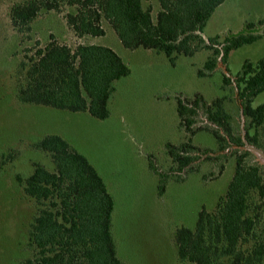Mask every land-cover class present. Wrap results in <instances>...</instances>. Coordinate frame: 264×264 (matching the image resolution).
Returning <instances> with one entry per match:
<instances>
[{"label":"trees","instance_id":"obj_1","mask_svg":"<svg viewBox=\"0 0 264 264\" xmlns=\"http://www.w3.org/2000/svg\"><path fill=\"white\" fill-rule=\"evenodd\" d=\"M224 1L156 0L153 14L144 0H25L11 7L9 19L18 35H27L41 13L68 8L65 23L78 40L103 37L107 23L125 49L162 53L172 65L180 55L210 51L197 71L205 78L218 67L227 72L229 54L258 39L243 34L222 41L202 37ZM19 42L21 47L24 40ZM33 51L31 56L23 52L14 73L20 104L108 118L115 82L130 73L113 50L81 42L70 47L50 35L46 45L36 42ZM223 83L234 89L241 129L234 130L220 99L207 102L200 94L177 98L179 127L188 137L178 145L166 144L171 161L167 171L148 159L150 172L159 179V196L169 178L182 182L208 162L220 164V175L228 160H234L227 190L213 210L202 209L193 229L175 231L178 264H264V165L244 148L247 143L264 153V105L252 106L264 92V56L256 63L244 62L233 79L224 73ZM200 132L213 137L215 150L192 143L191 137ZM33 148L49 157L50 169L35 163L29 176L18 178L36 206L27 233L32 256L22 264H127L119 258L112 235L114 200L97 170L60 136H44Z\"/></svg>","mask_w":264,"mask_h":264},{"label":"rangeland","instance_id":"obj_2","mask_svg":"<svg viewBox=\"0 0 264 264\" xmlns=\"http://www.w3.org/2000/svg\"><path fill=\"white\" fill-rule=\"evenodd\" d=\"M23 1L0 0V264H22L32 256L27 233L36 206L25 196L18 178L29 176L35 163L50 169L49 157L33 148L47 135L63 138L104 180L114 200L112 235L122 261L178 264L175 231L180 227L193 229L202 209L213 210L227 190L234 160L229 158L220 175V164L208 162L182 182L169 178L159 196V179L150 172L148 159L159 171H167L171 161L166 144L178 145L188 137L179 127L177 98L200 94L207 102L220 99L234 130L241 129L234 89L224 85L223 74L233 79L244 62L256 63L264 56V0H225L215 9L202 32L205 40L218 36L222 41L239 34L258 39L229 54L227 72L224 66L218 67L205 78L198 77L197 71L211 56L210 51L193 57L180 55L172 65L162 53L125 49L107 23L103 37L78 40L65 23L68 8L41 13L27 35H18L9 13L13 5ZM144 5L152 6L153 14L158 9L156 0H144ZM50 35L70 47L79 42L108 47L129 68V75L115 82L107 119L16 100L14 73L23 52L28 50L31 56L35 43L43 47ZM20 38L24 40L21 47ZM259 105H264V92L252 103L253 107ZM191 140L201 148L217 147L205 132Z\"/></svg>","mask_w":264,"mask_h":264},{"label":"water","instance_id":"obj_3","mask_svg":"<svg viewBox=\"0 0 264 264\" xmlns=\"http://www.w3.org/2000/svg\"><path fill=\"white\" fill-rule=\"evenodd\" d=\"M244 148L252 153H254L258 159L260 160L261 164L264 165V153L253 146L248 145L245 143Z\"/></svg>","mask_w":264,"mask_h":264}]
</instances>
